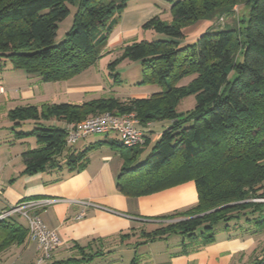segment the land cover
<instances>
[{
    "label": "trees",
    "instance_id": "16d2710c",
    "mask_svg": "<svg viewBox=\"0 0 264 264\" xmlns=\"http://www.w3.org/2000/svg\"><path fill=\"white\" fill-rule=\"evenodd\" d=\"M131 1L0 0V58L43 82L69 80L109 53V41ZM166 1L169 19L155 16L141 27L166 39L125 43L109 65L113 73L126 60L140 63L138 86L158 91L127 101L111 96L13 110L12 122H35L32 131L18 134L34 138L39 146L23 155L26 173L62 166L58 159L64 155L68 130L42 121L73 124L104 113H135L140 125L167 121L169 127L145 162L140 159L151 142L145 134L142 147L128 149L115 143L125 161L118 182L124 195L150 196L188 182L195 185L197 204L159 217L169 223L144 233L147 239L180 235L211 243L222 230L230 238L258 236L264 245V202H253L264 199V0ZM69 6L76 9L73 26L56 43L59 24L71 13ZM237 6H244L248 14L237 26L212 27L186 43V28L235 16ZM186 79L191 81L181 86ZM192 95L195 108L179 113L180 102ZM87 151L65 155L69 172L88 166ZM227 205L233 206L217 210ZM13 219L0 222V251L29 237ZM180 219L188 220L172 222Z\"/></svg>",
    "mask_w": 264,
    "mask_h": 264
},
{
    "label": "crops",
    "instance_id": "0c3cea01",
    "mask_svg": "<svg viewBox=\"0 0 264 264\" xmlns=\"http://www.w3.org/2000/svg\"><path fill=\"white\" fill-rule=\"evenodd\" d=\"M134 1L138 0L131 2ZM165 7L160 0H151L140 12L150 13L146 17L169 19ZM143 19L134 20L132 25L120 31V25L124 26L125 21L122 19L108 47L111 41L132 35L134 27L140 29ZM194 27L197 28L195 41L211 30L213 22H199L189 29ZM186 43H191L187 37ZM92 69L66 81L43 82L38 75L14 70L8 59L0 58V86L3 88L0 92V213L28 202L35 203L31 213L40 216L61 239L51 264H258L264 257V245L258 236L230 238V233L220 230L211 243L180 235L156 241L147 239L144 233L169 223L157 220L159 217L184 212L197 204L196 188L193 182H188L150 196L129 197L121 193L118 182L125 161L120 148L115 145L121 144L116 134L91 140L88 137L75 145L67 144L64 155L58 159L62 165L60 169L26 173L23 155L39 146L34 138L23 139L18 134L32 131L35 122L24 121L18 125L11 121L10 113L17 108L41 110L44 105L82 104L104 98L105 85L97 77L84 79V84L73 83ZM140 81L141 73L134 83L138 86ZM110 90L111 96L120 101L138 97L129 96L120 86ZM157 91L155 87L143 97ZM74 95L79 96V101L71 99ZM42 124L67 130L71 125L64 121H42ZM169 124L164 121L138 125L150 139L148 147L151 151ZM86 150L88 166L81 171L69 172L65 155ZM13 218L28 230L22 216ZM184 220L188 219L172 222ZM38 256L37 244L28 237L22 243L1 250L0 264H32Z\"/></svg>",
    "mask_w": 264,
    "mask_h": 264
},
{
    "label": "rangeland",
    "instance_id": "374dc122",
    "mask_svg": "<svg viewBox=\"0 0 264 264\" xmlns=\"http://www.w3.org/2000/svg\"><path fill=\"white\" fill-rule=\"evenodd\" d=\"M163 4L168 3V1L166 0H160ZM151 0H138L137 2H129L128 4V9L127 11L123 14V18L124 21V26L120 25V31H122V29L132 25L134 20H139L140 18H144L143 21L144 24L149 21L151 18L153 17H146L149 16L150 13L146 12L143 13L142 11L140 12V10H142V7H148L150 4ZM161 6V5H160ZM71 13L68 16V18L66 20H64L62 23L59 24V30L57 33V37H56V43H59L61 41H63L67 35V32L72 28L73 26V22H74V17H75V13H76V9L73 6H69ZM148 14V15H147ZM166 14V13H164ZM247 14V9L244 6L241 7H235V16L232 17H228V16H222L220 19H216L213 23V27L214 29H225L228 27H232V26H237L241 19L243 17H246ZM164 20H168L163 18ZM170 21V20H169ZM168 21V22H169ZM123 25V23H122ZM143 26V25H142ZM194 26V25H192ZM190 26V27H192ZM190 27L186 28L189 29ZM184 30L185 31V36L187 37L189 42L194 41V39L197 37L196 32L197 28L194 27L193 29H189V30ZM119 31V30H118ZM141 31V32H140ZM132 35L130 33V35H127L125 38L119 37L118 40H113L110 42V46L108 47V51L109 53H107L106 55H104L95 66H93V69L90 70L89 72H86L87 74H85V76H81L80 78H76V80L73 81L74 85H79V84H84L83 82L84 79H89L92 78L93 76L99 80V82H103V86L105 87L104 89V93L103 96L104 98L110 97L113 92L110 90L111 88H117V87H121L123 89H125V91L127 92V94H129V96H138L137 98H145L143 96H145L144 94H148L149 91H153L155 89L154 86H148L144 89H139L134 81L135 78H139L140 79V73H141V65L140 63H136V62H131V61H124L121 64H119L116 67V71L112 73V71L110 70L109 65L114 62L120 55H121V50L123 48V45L125 43H130L133 41H143V40H147L149 42H153V41H157V40H164L166 39V37L162 34L156 33L154 30H145L142 29L137 26L134 27V31H132ZM115 36V35H114ZM96 71H99L98 74ZM113 74V75H112ZM83 81V82H82ZM191 81V79H186L181 83V86H187L189 84V82ZM133 98V97H132ZM73 101H79V96H73L71 98ZM196 106V97L194 95L189 96L185 99H183L180 104L178 105V112L179 113H187L189 111H192ZM97 116V115H96ZM124 116V115H122ZM95 117V116H94ZM139 120V119H138ZM89 140L94 139V138H100L102 137V135H91L89 136ZM150 147V146H149ZM149 147H145L144 148V152L141 156L140 162H145L147 160V158L149 157V155L151 154V150ZM264 202L263 200H253V202ZM18 216V215H16ZM15 217V216H14ZM263 260L261 259L259 262H262ZM264 264V263H263Z\"/></svg>",
    "mask_w": 264,
    "mask_h": 264
},
{
    "label": "built area",
    "instance_id": "2783aa9c",
    "mask_svg": "<svg viewBox=\"0 0 264 264\" xmlns=\"http://www.w3.org/2000/svg\"><path fill=\"white\" fill-rule=\"evenodd\" d=\"M0 92L3 88L0 86ZM140 124L135 113L124 116H116L104 113L86 119L79 123H73L68 129L67 144L75 145L91 135L116 134L124 147L134 149L145 144L144 133L138 129ZM2 193L0 186V194ZM35 203L28 202L11 207L0 213V222L6 221L16 215L22 216L28 226L29 240L35 242L38 247L39 256L32 264H51L54 255L61 245V239L55 230L49 229L37 214L31 210Z\"/></svg>",
    "mask_w": 264,
    "mask_h": 264
},
{
    "label": "water",
    "instance_id": "95a60500",
    "mask_svg": "<svg viewBox=\"0 0 264 264\" xmlns=\"http://www.w3.org/2000/svg\"><path fill=\"white\" fill-rule=\"evenodd\" d=\"M230 206H233V205H227V206H225V207H221V208H219V209H217V210H221V209H223V208H227V207H230ZM217 210H215V211H217ZM212 212H214V211H212Z\"/></svg>",
    "mask_w": 264,
    "mask_h": 264
}]
</instances>
